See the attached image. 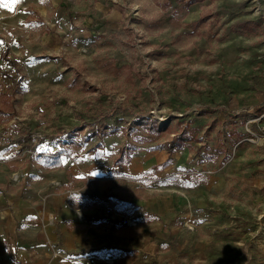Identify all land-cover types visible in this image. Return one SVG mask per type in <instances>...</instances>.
I'll list each match as a JSON object with an SVG mask.
<instances>
[{"label": "rangeland", "instance_id": "1", "mask_svg": "<svg viewBox=\"0 0 264 264\" xmlns=\"http://www.w3.org/2000/svg\"><path fill=\"white\" fill-rule=\"evenodd\" d=\"M47 2L43 19L0 0V171L31 166L0 191L167 151L180 173L155 178L176 179L182 238L127 264H264V0ZM21 9L31 29L8 28Z\"/></svg>", "mask_w": 264, "mask_h": 264}, {"label": "crops", "instance_id": "2", "mask_svg": "<svg viewBox=\"0 0 264 264\" xmlns=\"http://www.w3.org/2000/svg\"><path fill=\"white\" fill-rule=\"evenodd\" d=\"M36 1L41 7L33 12L45 19L50 0ZM30 14L15 11L7 27L31 29L26 25ZM173 155L138 151L127 160L118 158L122 159L118 163L104 161L93 152L62 175L60 193L48 181L52 174L29 187L4 188L0 191V264H102L103 259L127 264L135 247L179 243L180 230L174 226L181 211L176 179L155 178L163 166L176 163ZM28 160L10 161L0 171L4 181L10 168L23 176L31 171L30 165L22 169ZM124 220L138 224L128 226Z\"/></svg>", "mask_w": 264, "mask_h": 264}, {"label": "built area", "instance_id": "3", "mask_svg": "<svg viewBox=\"0 0 264 264\" xmlns=\"http://www.w3.org/2000/svg\"><path fill=\"white\" fill-rule=\"evenodd\" d=\"M172 166H167L164 169L160 170L158 172V175L160 178H166V177H170V176H174L180 173V171L176 170V168L174 170H171ZM125 223H128L129 225H133L134 223H131L129 221H126Z\"/></svg>", "mask_w": 264, "mask_h": 264}, {"label": "snow or ice", "instance_id": "4", "mask_svg": "<svg viewBox=\"0 0 264 264\" xmlns=\"http://www.w3.org/2000/svg\"><path fill=\"white\" fill-rule=\"evenodd\" d=\"M20 0H4V4L7 5V4H16V3H19ZM43 2V0H42ZM98 173H92V175H97Z\"/></svg>", "mask_w": 264, "mask_h": 264}, {"label": "trees", "instance_id": "5", "mask_svg": "<svg viewBox=\"0 0 264 264\" xmlns=\"http://www.w3.org/2000/svg\"><path fill=\"white\" fill-rule=\"evenodd\" d=\"M122 161V159H119L117 162L120 163Z\"/></svg>", "mask_w": 264, "mask_h": 264}, {"label": "bare ground", "instance_id": "6", "mask_svg": "<svg viewBox=\"0 0 264 264\" xmlns=\"http://www.w3.org/2000/svg\"><path fill=\"white\" fill-rule=\"evenodd\" d=\"M132 223V222H131Z\"/></svg>", "mask_w": 264, "mask_h": 264}]
</instances>
